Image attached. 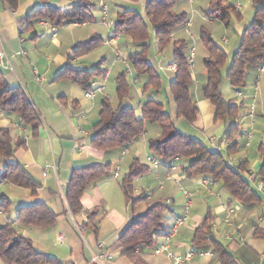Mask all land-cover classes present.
<instances>
[{"label":"crops","instance_id":"1","mask_svg":"<svg viewBox=\"0 0 264 264\" xmlns=\"http://www.w3.org/2000/svg\"><path fill=\"white\" fill-rule=\"evenodd\" d=\"M137 1L17 0L16 8L11 9L0 0V53H4L0 59V71L10 87L23 91L37 116L34 124H25L16 114L0 109V130H9L15 140L22 143L7 163H19L40 184L32 194L30 190L0 181V201L4 197L9 203L6 210L0 209V224H11L20 236L31 240L36 251L55 258L61 264H92L91 257L98 252L97 243H102L101 252L111 254V264H169L164 252L155 255L153 250L165 243V236L171 234L175 220L183 216L189 202L183 225L171 235L168 243L169 250L175 255L194 252L185 264H221L211 249L198 250L192 244L195 230L207 215L212 217L215 238L233 255L235 264H264V200L256 191V185L264 183V178L257 176L261 165L257 148L264 141V70L261 73L258 70L247 72L245 86L238 91L230 87L226 78L222 80L221 93L231 106L238 107V113L229 120L215 122L213 106L201 95L206 71L204 69L199 74L200 81H203L199 86L197 74L191 69V92L198 108V115L192 123L196 139L213 152L224 153L234 144L228 162L233 167L246 164V171L254 173L249 183L263 200L259 204L244 206L230 201L222 183L211 177H187L183 172L188 165L186 159H173L161 164L148 149L146 132L119 149L100 151L91 146L92 128L99 119L102 101L109 104L111 101L112 95L105 92L104 86L111 78L116 84L120 74L124 73L126 82L129 78L134 86L139 101L135 108L127 105L125 108L133 109L137 117L141 115L143 98L163 106L167 104L168 113L172 116L176 112L169 91L174 76L169 69L173 65L172 43L159 51L158 42L153 38L154 50L148 56V64L161 78L159 90L165 89L166 98H162L159 90L143 91L147 77L137 75L129 64V55L138 52L139 45L125 35L114 33L118 13L134 11L127 6ZM237 1L233 0L231 6L238 5ZM81 2L92 6L91 22H66L57 27L48 20L27 17L43 6H54L64 11ZM103 5L107 8L106 17H103ZM241 11L240 7L242 21ZM184 18L185 24L179 28L191 40L192 46L188 47L195 58L197 41L190 33L193 24ZM212 23L227 28L219 15ZM247 27L238 23L235 25L237 33L232 37L227 36L223 29L218 42L214 41L226 53L224 76ZM175 32L174 29L171 39L179 41ZM92 39L99 41L94 50L84 55H73L75 46ZM205 56L204 50L203 58ZM95 67L99 71H95L86 91L66 77L57 78L63 70L92 72ZM90 91L93 97L89 99L85 95ZM118 106L122 107V101ZM159 136L157 126L155 139ZM149 159L157 160L158 167L155 168ZM134 160L145 167L146 172L134 180L133 198L143 196L145 200L131 210L125 202L120 181ZM105 165H109V172L87 186L80 198L82 211L72 214L66 190L73 170ZM3 172L4 166L0 165V178ZM40 203L57 215L55 223L46 229L21 225L18 222L20 208ZM157 204H164L165 212L153 249L138 250L133 260L122 256L118 244L121 232L130 220ZM227 209L232 210L230 215ZM91 213L95 216L92 224L87 226ZM0 264L5 263L0 260Z\"/></svg>","mask_w":264,"mask_h":264},{"label":"trees","instance_id":"2","mask_svg":"<svg viewBox=\"0 0 264 264\" xmlns=\"http://www.w3.org/2000/svg\"><path fill=\"white\" fill-rule=\"evenodd\" d=\"M3 1L9 8H16L17 0ZM176 1L148 0L144 9L145 19L135 11H121L114 24V33L125 35L139 45L140 50L129 55L128 61L137 75L147 77L143 91H158L162 85L161 78L148 64L151 40L155 38L158 42L159 51L172 43L173 64L176 65V71L169 91L176 109L174 118H181L192 124L198 115V108L191 92L193 80L192 67L188 62L190 50L185 41L171 39L175 27L185 24L184 17L179 20L172 12ZM209 1L211 13L219 12V17L226 27L231 14L240 20L239 12H234L233 7L228 5L226 0ZM252 4L255 8L252 20L241 35L239 46L232 55L231 64L225 76L223 69L226 53L214 42L208 31L202 29L200 32V42L206 54L202 60L206 76L205 83L201 87V95L213 106L215 122L229 120L238 113V107L231 106L221 93L222 80L226 78L233 90H241L245 86L247 72L258 70L264 63V0H252ZM27 17L48 20L57 27L66 22L87 23L93 20L92 6L86 2H81L64 11L54 6H43L33 10ZM98 45V40H89L75 46L73 55H84ZM97 70V67L92 72L63 70L57 78L66 77L86 91ZM115 81L116 97L121 103L128 93L125 74H120ZM0 109L5 113L16 114L25 124L32 125L37 120L35 109L23 91L17 87H10L1 71ZM145 124H154L159 127V138L148 140L147 146L161 164L173 159H186L188 165L183 172L187 177L201 175L220 181L230 201L244 206L256 205L263 201L244 175L247 172L246 164L236 167L229 164L228 158L234 144L224 153L208 150L198 139L178 131L164 106L153 100L143 104L140 117H137L131 108L121 106L112 108L106 100L102 101L99 119L92 128L91 146L100 151L122 148L145 132ZM21 146L22 143L15 140L9 130H0V165L4 166L0 181L30 190L34 194L40 184L19 163H7L14 151ZM257 152L261 160L257 176L264 178V141L258 146ZM108 172L109 165L87 166L73 170L66 190V200L72 214L82 211L80 198L87 186ZM145 172L146 168L134 160L128 173L120 181L125 202L131 210L145 200L143 196L133 198L134 180ZM8 205L7 199L2 197L0 209L6 210ZM164 212L165 205L157 204L149 207L144 214L130 220L118 238L122 256L133 260L137 254L136 250L153 249L157 239V235L153 236V233L161 226ZM94 216L95 213L89 215L87 226L92 224ZM56 218L57 215L41 203L22 206L18 214V222L21 225L41 229L52 226ZM211 223L212 217L207 215L202 225L194 232L193 247L198 250L211 249L212 254L220 260L221 264H235L233 255L215 238ZM0 260L5 264H61L55 258L36 251L31 240L20 236L11 224H0Z\"/></svg>","mask_w":264,"mask_h":264},{"label":"rangeland","instance_id":"3","mask_svg":"<svg viewBox=\"0 0 264 264\" xmlns=\"http://www.w3.org/2000/svg\"><path fill=\"white\" fill-rule=\"evenodd\" d=\"M236 2V1H235ZM239 4V6L241 7L242 11H241V15H242V21L240 22L239 20H237V17L233 14H231V18L229 20V27L227 28H221V26L218 23H212L215 21L216 17L219 15L218 13H211V6H210V1L209 0H192V3L189 2V0H177L174 7H173V14L175 15V17L177 19H182L183 17L188 18L193 26L190 29V33L194 35L198 45L195 44L196 46V56L195 58H193L192 60V71L194 74H197V79L198 81H200V77L199 74L201 73V71L204 70L203 65H202V58L204 56V49L202 47V45L200 44V32L202 29L206 30L209 32L211 38L215 41L218 42L217 40H219V37L222 36V32L224 29V32L227 36H234L237 31L235 28V25H237L238 23L241 26L250 25V22L252 20L253 14H254V6L252 4V0H238L237 1ZM226 3L228 5H231L233 3V0H226ZM237 5V4H236ZM127 9H132L134 11H136L143 19H145V0H138L135 4H132L131 6H127ZM234 12H236L234 10ZM209 17L210 19L206 18ZM239 21V22H238ZM211 22V23H209ZM175 34H177L178 37H176V39H179L181 41H185L187 43L188 46H192V42L189 39V37H187V35L185 34V32L183 31V29H180L179 26L175 27ZM185 39V40H183ZM153 43L152 40L150 42V49H149V54L153 53ZM107 59H109V57L107 56ZM194 64V65H193ZM127 83H128V93L127 96L125 98H123L122 100V108H125V106H130L132 108H135L137 103H138V99L137 96L135 94V90H134V86L132 85V81L131 79L127 78ZM200 84H203V81H200L199 86H201ZM141 85H139L140 87ZM162 86V85H161ZM106 88V93L110 92L111 96V101L110 104L113 108H116L118 106V100L116 97V84L113 80V78H111L108 83L107 86L105 84L104 86ZM160 91V95L163 98H166V92L165 89L162 87V90ZM143 102H146V98H143ZM165 107V111L169 112L168 106L167 104L164 105ZM171 118L173 120L174 126L175 128L192 137V138H196L195 135V127L189 123L186 122L183 119H176L174 118V116L171 115ZM156 131H157V125L154 124H146L145 125V136H146V140L148 142V140L150 139H155L156 138ZM186 162V161H185Z\"/></svg>","mask_w":264,"mask_h":264},{"label":"built area","instance_id":"4","mask_svg":"<svg viewBox=\"0 0 264 264\" xmlns=\"http://www.w3.org/2000/svg\"><path fill=\"white\" fill-rule=\"evenodd\" d=\"M105 1V0H103ZM233 9L236 11V12H239L240 11V6L239 5H236L233 7ZM102 13H103V17H106L107 16V8L105 7V5H103L102 7ZM21 55H23L24 53L23 52H20ZM4 56V53H0V59ZM192 60H193V51H191L188 55V62L190 65H192ZM126 64V63H125ZM172 72H175L176 71V65H172L170 66L169 68ZM264 70V63L259 67L258 71L261 73L262 71ZM37 82L40 81L39 78L36 79ZM87 98H92L93 97V92L90 91L88 93H86L85 95ZM253 109V107L251 108ZM251 116H252V112H251ZM149 162L156 168L158 167L159 163L157 160H154V159H149ZM245 177L247 178V180L249 182L252 181L253 177H254V173L252 171H247L245 173ZM256 191L261 195L262 199L264 200V183L263 182H260L259 184L256 185ZM185 196L188 197V194L187 193H184ZM189 207V202L187 204V208ZM185 209L184 211V214L183 216L181 217H178L174 224H173V227H172V231H171V234H167L165 236V243L156 248L155 250H153V254L157 255L161 252H164L167 259H168V262L169 264H185L187 263L188 261L191 260V258L193 257L194 255V252L191 250V251H188L187 253H185L184 255H181V256H178V255H175L174 253H172L170 250H169V246H168V243L170 241V238H171V235L174 234L176 232V230L178 229V227L182 226L184 221H185V218L187 216V213H188V209ZM227 213L228 215H230L232 213V210L230 209H227ZM157 235V231H155L153 233V236H156ZM97 247V253L94 254L92 257H91V263L92 264H111V261H112V256L111 254H106V253H103L100 251V249L102 248V243H97L96 245ZM138 250H136L137 252Z\"/></svg>","mask_w":264,"mask_h":264}]
</instances>
